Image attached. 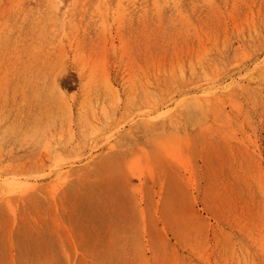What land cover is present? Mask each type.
<instances>
[{
    "label": "rangeland",
    "instance_id": "374dc122",
    "mask_svg": "<svg viewBox=\"0 0 264 264\" xmlns=\"http://www.w3.org/2000/svg\"><path fill=\"white\" fill-rule=\"evenodd\" d=\"M184 2L0 0V264H264V0Z\"/></svg>",
    "mask_w": 264,
    "mask_h": 264
},
{
    "label": "bare ground",
    "instance_id": "6f19581e",
    "mask_svg": "<svg viewBox=\"0 0 264 264\" xmlns=\"http://www.w3.org/2000/svg\"><path fill=\"white\" fill-rule=\"evenodd\" d=\"M137 2H141V4H142V6H144V7H146V9L148 10V12L150 11L149 10V6H150V2H152L153 3V7H154V10H155V13H156V15L158 16V19L161 21L162 20V18H163V16H164V14H165V12L168 10V9H170L172 12H173V14H174V16H175V18H179L180 19V21H182V22H185L186 21V17L185 18H183L184 17V14H183V12L186 14L188 11H187V9L185 8V2H184V0H143V1H140V0H137ZM152 6V5H151ZM190 8V7H189ZM189 10V9H188ZM171 11H170V13H171ZM193 12H195V11H193ZM167 13V12H166ZM189 13H190V11H189ZM150 15H151V13H150ZM173 16V17H174ZM172 20V19H171ZM164 21V20H163ZM165 21H166V19H165ZM175 21V20H174ZM177 22V21H176ZM157 23V22H156ZM164 25V24H163ZM153 26H155V25H153ZM177 26V25H176ZM181 26V25H180ZM163 27V26H162ZM185 28V27H184ZM169 29V28H168ZM169 31V30H168ZM173 31V30H172ZM185 55V54H184ZM190 58V57H189ZM185 59V58H184ZM195 59V58H194ZM207 60V59H206ZM194 61V60H193ZM187 62V61H186ZM195 62V61H194ZM186 64V63H185ZM187 65V64H186ZM196 66V65H195ZM182 67V66H181ZM187 69V68H186ZM187 72V71H186ZM169 77V76H168ZM154 78H155V76H154ZM187 79V78H186ZM153 81V80H152ZM160 84V83H159ZM153 85V84H152ZM177 87V86H176ZM175 88V87H174ZM157 90V89H156ZM173 90V89H172ZM153 91H154V89H153ZM167 91V90H166ZM194 96V95H193ZM180 97V96H179ZM185 97H187V96H185ZM190 97V96H189ZM188 98V97H187ZM186 98V99H187ZM194 98V97H193ZM192 98V99H193ZM189 99V98H188ZM205 99H206V97H205ZM209 99V98H208ZM182 100H184L183 98H182ZM206 101H207V99H206ZM179 102H181V100L179 101ZM178 102V103H179ZM184 102V101H183ZM182 103V102H181ZM195 103V102H194ZM177 104V103H176ZM175 104V105H176ZM177 105H179V104H177ZM196 105V104H195ZM198 105V104H197ZM180 107V106H179ZM196 107V106H195ZM175 108V107H174ZM196 109H198L197 107H196ZM169 110H167V111H165V112H168ZM172 111V110H171ZM154 112V111H153ZM164 113V112H163ZM170 113V112H169ZM201 113V112H200ZM165 115V114H164ZM163 115V116H164ZM167 115V114H166ZM165 115V116H166ZM162 116V115H161ZM165 116L164 117H162V118H165ZM158 117H160V115L158 116ZM153 118V117H152ZM157 119V118H156ZM173 120V119H172ZM167 120H165V122H166ZM170 123H173V122H170ZM165 127H167V126H165ZM153 128V127H152ZM151 128V129H152ZM87 134V133H86ZM168 142V141H167ZM177 149H179V152L178 153H180L181 151V149H180V146L179 147H177ZM56 152V151H55ZM177 153V152H176ZM148 171H149V173L151 174V176H152V178L153 179H156V177H157V172H156V170H155V168H154V165L151 163V164H149L148 165ZM140 175H141V173H140ZM66 179H69V176H67L66 178H65V180ZM141 180V179H140ZM143 180V179H142ZM69 181V180H68ZM87 182H89L88 180H87ZM81 184V183H80ZM141 184H143L142 182H141ZM92 185V184H91ZM84 187V186H83ZM98 187V186H97ZM110 187V186H109ZM84 188H86V187H84ZM115 190V189H114ZM140 190L141 191H143L144 192V188H141L140 187ZM145 195V194H144ZM63 204V203H62ZM137 206V205H136ZM164 211V210H163ZM141 216H142V221H143V226H144V230H146V231H148V225L149 224H147V219H148V215H147V211H141ZM156 225V224H155ZM190 229H191V226H190ZM190 229H189V232L188 233H190ZM195 230V229H194ZM197 231H198V229H197ZM197 231H196V233H197ZM187 233V234H188ZM196 233H194L195 235L194 236H197L198 234H196ZM193 236V237H194ZM197 237H195L194 239H196ZM185 239V238H184ZM192 239V238H191ZM193 240V239H192ZM178 241V240H177ZM196 241H197V239H196ZM150 243V242H149ZM193 243V242H192ZM142 247H143V245H142ZM78 248V247H77ZM134 250V249H133ZM170 250V249H169ZM178 250V249H177ZM136 251V250H135ZM78 253V252H77ZM131 256V255H130ZM166 257V256H165ZM180 257V256H179ZM85 258V257H84ZM135 258V257H134ZM181 258V257H180ZM139 259H140V257H139ZM143 259V258H142ZM169 259H171L170 257H169ZM149 260V259H148ZM145 261H146V257H145V259H144V263H145ZM212 261V260H211ZM174 262V264H175V262L176 261H173ZM172 262V263H173ZM139 263H140V261H139ZM147 263V262H146ZM152 263V262H151ZM143 264V263H142ZM178 264V263H177Z\"/></svg>",
    "mask_w": 264,
    "mask_h": 264
}]
</instances>
